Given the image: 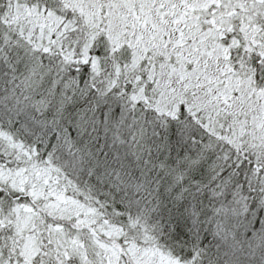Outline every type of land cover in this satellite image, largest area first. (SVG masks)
Here are the masks:
<instances>
[{
  "label": "snow or ice",
  "instance_id": "1",
  "mask_svg": "<svg viewBox=\"0 0 264 264\" xmlns=\"http://www.w3.org/2000/svg\"><path fill=\"white\" fill-rule=\"evenodd\" d=\"M0 264H264V0H0Z\"/></svg>",
  "mask_w": 264,
  "mask_h": 264
}]
</instances>
